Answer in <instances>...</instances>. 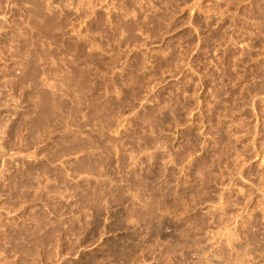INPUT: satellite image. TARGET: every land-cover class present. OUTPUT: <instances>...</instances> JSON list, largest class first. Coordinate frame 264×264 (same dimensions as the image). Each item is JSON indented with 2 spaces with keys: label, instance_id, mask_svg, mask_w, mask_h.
<instances>
[{
  "label": "rangeland",
  "instance_id": "1",
  "mask_svg": "<svg viewBox=\"0 0 264 264\" xmlns=\"http://www.w3.org/2000/svg\"><path fill=\"white\" fill-rule=\"evenodd\" d=\"M0 264H264V0H0Z\"/></svg>",
  "mask_w": 264,
  "mask_h": 264
}]
</instances>
